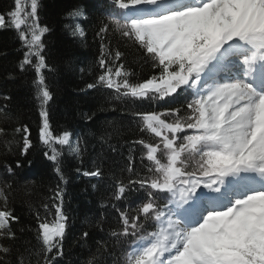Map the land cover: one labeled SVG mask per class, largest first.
<instances>
[{
    "label": "snow or ice",
    "instance_id": "snow-or-ice-1",
    "mask_svg": "<svg viewBox=\"0 0 264 264\" xmlns=\"http://www.w3.org/2000/svg\"><path fill=\"white\" fill-rule=\"evenodd\" d=\"M39 7V0H14L12 10L0 14V28L14 27L27 49L20 68L31 65L36 74L44 155L63 179L60 150L67 146L78 153L79 148L68 131L55 135L50 130L43 108L51 94L42 71L48 67L42 55L48 28L39 23ZM66 16L75 21L71 34L83 37L79 21L87 18L85 10L74 6ZM109 31L133 41L158 74L130 81L124 65L116 63L121 52H105ZM97 36L103 71L88 88L99 85L139 100L175 98L188 90L192 97L182 108L136 113L142 131L160 139L135 141L152 162L151 175L129 178L127 184L116 181L117 201L131 191L145 192L135 215L117 208L121 226L111 236L122 245L131 241L123 264H264V0H111L107 22ZM166 115L175 119L166 122ZM12 132L24 133L27 151V126ZM8 135L0 127V136ZM161 145L166 163L157 155ZM83 175L100 177L102 171L96 168ZM54 199L60 201L52 204L54 214L48 204L45 218L37 214L39 264H60L58 258L64 255L68 217L62 192L56 191ZM18 220L0 189V240L15 239L11 224ZM146 222H151L152 231ZM11 251L0 243V264H9L5 257ZM105 255L101 246L87 264H107ZM13 264H30V258L20 253Z\"/></svg>",
    "mask_w": 264,
    "mask_h": 264
},
{
    "label": "trees",
    "instance_id": "trees-1",
    "mask_svg": "<svg viewBox=\"0 0 264 264\" xmlns=\"http://www.w3.org/2000/svg\"><path fill=\"white\" fill-rule=\"evenodd\" d=\"M39 4V23L48 28L42 36V55L48 67L42 71L51 94L43 108L48 113L50 130L55 135L68 131L79 152L67 146L60 150L62 179L52 161L45 157L47 149L40 140L41 101L34 84L35 71L31 65H26L24 70L20 68L27 49L14 27L0 28V127L9 132L7 137L0 136V189L19 217L11 224L15 239L0 240L12 249L5 259L13 264L17 255L24 253L30 258V264H39L42 258L38 254L37 214L45 218V204L54 214L52 204L60 202L54 199L59 190L68 217L64 255L58 258L60 264H87L101 246L105 249L107 264H123L131 241L122 245L111 236L112 231L121 226L117 208L135 215L145 192L143 189L131 191L117 201L113 199L116 181L127 184L129 178L151 175L148 168L153 166L152 162L147 160L143 145L135 141L158 143L160 139L147 130L142 131L143 123L136 113H163L170 108H182L186 100L192 98L191 90L175 98L139 100L118 96L99 85L88 88L89 84L97 82L103 71L98 62L101 40L97 32L101 24L107 22L111 0H39ZM74 6L86 12L87 18L79 21L85 31L83 37L71 34L75 21L66 13ZM13 7L14 0H0V14L7 15ZM103 43L106 53L109 50L113 55L116 50L121 52V59L116 63L124 65L133 83L158 74L143 51L118 32L109 31ZM184 114L182 109L180 115ZM163 118L166 122L175 119L171 115ZM23 126L29 129L31 147L27 151L23 149L24 133L12 132ZM157 155L162 162H167L162 145ZM17 162L20 167L16 166ZM130 166L132 171H129ZM96 168L102 171V176L83 175L84 171ZM136 188L139 189V185ZM47 218L51 220L52 215ZM146 223L148 231H152L151 222ZM85 232L87 237L83 235Z\"/></svg>",
    "mask_w": 264,
    "mask_h": 264
},
{
    "label": "rangeland",
    "instance_id": "rangeland-1",
    "mask_svg": "<svg viewBox=\"0 0 264 264\" xmlns=\"http://www.w3.org/2000/svg\"><path fill=\"white\" fill-rule=\"evenodd\" d=\"M71 138V137H70ZM71 141H72V139H71ZM72 144L74 145V142L72 141Z\"/></svg>",
    "mask_w": 264,
    "mask_h": 264
},
{
    "label": "bare ground",
    "instance_id": "bare-ground-1",
    "mask_svg": "<svg viewBox=\"0 0 264 264\" xmlns=\"http://www.w3.org/2000/svg\"><path fill=\"white\" fill-rule=\"evenodd\" d=\"M205 191H207V190H205Z\"/></svg>",
    "mask_w": 264,
    "mask_h": 264
}]
</instances>
